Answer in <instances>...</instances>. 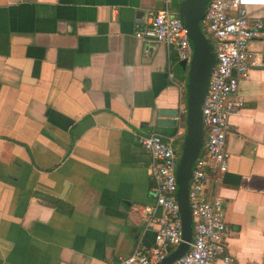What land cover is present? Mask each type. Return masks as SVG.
<instances>
[{"label":"crops","instance_id":"crops-1","mask_svg":"<svg viewBox=\"0 0 264 264\" xmlns=\"http://www.w3.org/2000/svg\"><path fill=\"white\" fill-rule=\"evenodd\" d=\"M165 7L0 0V264H118L153 244L161 209L139 139L182 142L188 67L136 31ZM249 50L263 65L240 81L229 169L205 191L225 203L233 264H264V30Z\"/></svg>","mask_w":264,"mask_h":264},{"label":"built area","instance_id":"built-area-1","mask_svg":"<svg viewBox=\"0 0 264 264\" xmlns=\"http://www.w3.org/2000/svg\"><path fill=\"white\" fill-rule=\"evenodd\" d=\"M172 1L164 0L166 7L163 9L150 10L149 25L136 31V37L164 45L179 60L190 61L193 48L188 30L169 8ZM261 7H264V0H211L202 21L216 44L217 63L204 99L205 145L191 179L193 248L175 264L234 263L225 242L230 230L225 203L216 189L209 197L205 191L212 181L218 185L221 175L229 169L226 144L230 117L244 105V98L239 94L240 81L248 77L253 66L263 65L259 55L249 50L251 39L260 37L264 30L263 19L253 15L250 9ZM169 77L174 78L173 72H169ZM139 143L151 157L152 193L161 215L157 219L153 244L146 248L138 246L118 264H156L183 241L180 208L175 198L178 153L171 141L160 134L141 136ZM150 210L142 208L140 212L147 214Z\"/></svg>","mask_w":264,"mask_h":264},{"label":"water","instance_id":"water-1","mask_svg":"<svg viewBox=\"0 0 264 264\" xmlns=\"http://www.w3.org/2000/svg\"><path fill=\"white\" fill-rule=\"evenodd\" d=\"M210 1L173 0L171 2L174 4L173 11L182 19L188 30L189 40L193 48L191 60L180 61L184 70L188 67L185 109L186 131L181 143L177 144L171 141L179 156L176 168L177 190L175 198L180 208L183 241L156 264H174L193 248L194 219L190 200L191 179L193 169L205 145L204 99L211 74L217 63L216 44L202 25Z\"/></svg>","mask_w":264,"mask_h":264}]
</instances>
